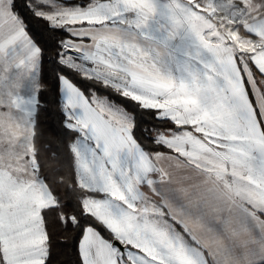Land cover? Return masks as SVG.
Returning <instances> with one entry per match:
<instances>
[{"label": "snow or ice", "instance_id": "snow-or-ice-1", "mask_svg": "<svg viewBox=\"0 0 264 264\" xmlns=\"http://www.w3.org/2000/svg\"><path fill=\"white\" fill-rule=\"evenodd\" d=\"M33 21L62 34L51 89ZM57 240L76 264H264V0H0V264Z\"/></svg>", "mask_w": 264, "mask_h": 264}, {"label": "trees", "instance_id": "trees-1", "mask_svg": "<svg viewBox=\"0 0 264 264\" xmlns=\"http://www.w3.org/2000/svg\"><path fill=\"white\" fill-rule=\"evenodd\" d=\"M32 33L35 39L39 42L40 46L45 50L44 65H43V75L47 79V84L49 89L54 85V73L58 67L57 64L53 62L56 44L59 39H61V33H52L47 30L43 22H32ZM74 79H78L75 78ZM142 122H146L148 126L151 124L158 123L151 119L147 115H142ZM142 126L144 124L142 123ZM40 143L52 144L55 146L57 137L60 135V130L58 125L50 116H42L40 125ZM147 143V142H146ZM51 172V169L49 170ZM52 264H76V255L74 245L69 244L67 246L60 240L54 242L53 254H52Z\"/></svg>", "mask_w": 264, "mask_h": 264}]
</instances>
